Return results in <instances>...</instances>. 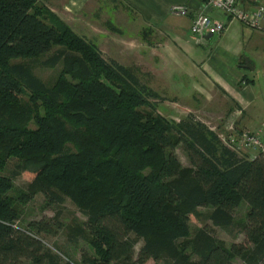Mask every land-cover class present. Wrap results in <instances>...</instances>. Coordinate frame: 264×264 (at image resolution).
Returning <instances> with one entry per match:
<instances>
[{
	"label": "trees",
	"instance_id": "16d2710c",
	"mask_svg": "<svg viewBox=\"0 0 264 264\" xmlns=\"http://www.w3.org/2000/svg\"><path fill=\"white\" fill-rule=\"evenodd\" d=\"M38 3L0 0V264H75L42 239L55 224L17 225L20 206L39 194L46 209L69 198L87 217L69 229L94 248L82 264H264V156L241 157L193 114L166 121L152 101L164 98ZM51 53L43 64L63 65L52 87L21 62ZM12 158L20 164L3 175ZM25 174L28 190L14 197ZM243 204L247 220L237 225ZM200 208L213 209L212 225L188 241L189 255L180 242ZM234 226L245 243L228 250L215 229Z\"/></svg>",
	"mask_w": 264,
	"mask_h": 264
},
{
	"label": "rangeland",
	"instance_id": "374dc122",
	"mask_svg": "<svg viewBox=\"0 0 264 264\" xmlns=\"http://www.w3.org/2000/svg\"><path fill=\"white\" fill-rule=\"evenodd\" d=\"M38 5L50 10L60 21L71 27L75 33L93 43L99 48L104 59L115 60L126 66L137 75L143 84L164 98L165 102L163 103L152 100L156 104V114L169 123H178L191 114H187L186 109H182L174 102V81L168 78L173 75V67L170 62L164 64L165 60H161L159 56L161 49L159 46L164 43L165 36H167L163 30H159L157 26L150 29L151 24L147 22V19L141 18L134 11H129V8H126L127 5L120 0H39ZM172 12L174 16H179L175 14L174 10ZM248 30L250 31H248L250 38L245 40L244 59H249L252 68H254V73H247L251 79H247L244 84H250L248 87L252 90L255 98L251 107L244 112V117L247 120L246 126L257 131L264 125V34L250 28ZM53 53L32 60L21 61L30 65L36 76L50 87L55 85L63 68L62 64L55 68L43 64ZM243 73L244 71H241V74ZM25 100L28 101V98ZM145 110L148 111L149 109L146 108ZM193 115L205 123V126L214 128L217 134L227 133L226 129L231 124L236 126L238 121L234 117L235 115L223 117L198 113ZM242 116L243 114L240 113L239 117ZM30 128H34L33 123H31ZM175 152L183 167L191 168L186 152L181 147ZM19 164L18 159L12 158L3 175H11ZM30 181L31 177L28 174L18 177L15 180V187L11 195L19 197L22 192H27ZM44 203V196L39 194L32 202L20 206V221L17 225L27 228L34 221H48L52 225L55 224L53 226L54 235L43 234L41 237L46 247L58 255L64 263L72 261L75 264H82L84 253L95 256L90 241L81 237H78L75 242L70 240L72 233L69 229L79 225L83 227L87 222V217L78 206L69 198L65 204L53 209H46ZM247 209L248 207L243 204L236 210L237 225L246 222ZM212 211V208H200L196 212L197 216L192 218L191 224H189L191 236L180 242L185 244L187 254H191V244L188 241H191L194 234L199 229L212 225L210 219ZM58 222L62 226L61 229H58ZM214 236L228 250H231L234 244L245 243V237L239 226H234L231 231L216 228ZM143 244L142 239H137V253ZM233 261L235 264H244L240 258ZM23 264L33 263L24 261ZM149 264L153 263L150 262Z\"/></svg>",
	"mask_w": 264,
	"mask_h": 264
},
{
	"label": "crops",
	"instance_id": "0c3cea01",
	"mask_svg": "<svg viewBox=\"0 0 264 264\" xmlns=\"http://www.w3.org/2000/svg\"><path fill=\"white\" fill-rule=\"evenodd\" d=\"M120 1L127 5L129 11L147 19L151 24L150 29L157 26L167 34L164 43L159 46V56L165 60L164 64L170 62L173 67V75L168 78L174 81L173 98L176 105L186 109L187 114L235 115L237 128L258 132L246 126L244 117V112L251 107L255 98L248 87L250 84H244L251 78L239 67L245 57V40L250 38L246 26L206 8V3L202 2L204 0ZM239 1L245 7L264 3V0ZM177 6L187 8L189 13L174 16L172 11ZM199 13L225 22V31L220 36H207L201 43L196 41L190 27ZM241 71L244 73L241 74ZM240 113L242 117H239Z\"/></svg>",
	"mask_w": 264,
	"mask_h": 264
},
{
	"label": "built area",
	"instance_id": "2783aa9c",
	"mask_svg": "<svg viewBox=\"0 0 264 264\" xmlns=\"http://www.w3.org/2000/svg\"><path fill=\"white\" fill-rule=\"evenodd\" d=\"M206 8L217 11L227 19L242 23V25L264 34L263 2L254 7H245L239 0H208ZM173 10L176 15L180 16H186L189 13L188 9L183 6H177ZM225 24L210 15L199 13L193 19L190 28L194 39L201 43L209 35L220 36L225 31ZM226 130L227 133L218 134L219 138L241 157L253 160L259 155L264 156V125L256 133L239 129L233 124Z\"/></svg>",
	"mask_w": 264,
	"mask_h": 264
},
{
	"label": "flooded vegetation",
	"instance_id": "af4514ba",
	"mask_svg": "<svg viewBox=\"0 0 264 264\" xmlns=\"http://www.w3.org/2000/svg\"><path fill=\"white\" fill-rule=\"evenodd\" d=\"M244 61H245V59L243 61H241V64L239 65V67L242 70L247 71L246 73H252L253 74L254 73V68H252L251 63L248 61L249 62V65H248Z\"/></svg>",
	"mask_w": 264,
	"mask_h": 264
},
{
	"label": "water",
	"instance_id": "95a60500",
	"mask_svg": "<svg viewBox=\"0 0 264 264\" xmlns=\"http://www.w3.org/2000/svg\"><path fill=\"white\" fill-rule=\"evenodd\" d=\"M208 37H209V38H211V37H212V35H209ZM248 61H249V59H245V61H244V62H246V63L249 65V62H248Z\"/></svg>",
	"mask_w": 264,
	"mask_h": 264
}]
</instances>
